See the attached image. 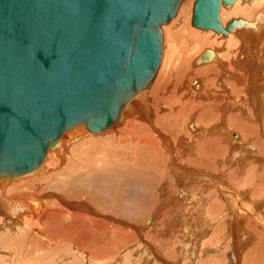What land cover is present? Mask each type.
I'll return each instance as SVG.
<instances>
[{"label":"bare ground","instance_id":"1","mask_svg":"<svg viewBox=\"0 0 264 264\" xmlns=\"http://www.w3.org/2000/svg\"><path fill=\"white\" fill-rule=\"evenodd\" d=\"M182 1L179 3L176 14L168 22L160 26L163 37V55L155 75L142 89L135 92L129 98L122 108L119 118L113 125L103 131L90 132L87 129L86 123H80L65 132L57 143L48 149L45 159L36 169L21 175L0 178V232H2L0 235V249L5 252V254H1L0 264H81L82 260H86L88 264H119L121 257L112 253L114 247L109 245V239L105 237L103 231L107 227L108 220L114 222L116 225L110 229L115 234H119L120 232L122 234L125 228H129V223L120 217V213L109 211L103 205H101L102 211L97 210L90 196L86 195H81L79 198L75 195L71 196L78 199L80 203L66 200L64 197H58L60 203L55 204L57 208L54 207L55 209L46 211L48 206L46 207L45 201L47 199L44 195L36 193L35 190L28 188L27 185H23L20 189L18 187L19 190L16 191L15 188L18 186V183H21L35 184L36 189L38 187L39 191L44 190V185H39L41 182L37 183L35 179L50 172L53 165L57 167L62 164L65 155L75 146L87 145L90 143L89 141L100 139V137H105V135L116 136V139L108 137L107 141L104 140L105 142L112 141V139H128V136H131L133 131L136 133H145L146 131L150 135L146 143L153 144L154 147L158 146L157 149L160 153L158 157L165 163V167L169 171L168 173L171 176L169 179L171 180V185L173 184L172 188L173 186L174 188H181L182 196L187 189H192L191 191L200 194L197 198L193 195H191L193 198H186L184 197L186 195H184V201L185 198L187 199L185 201L186 205L188 204V207L186 206L187 210L182 213L176 212V217L171 218L172 236L175 233H180L176 238H179L181 241L177 244L174 238L171 240V243H174L176 246H173V248H175V252L178 251L180 258L173 257L171 253V262L169 264H193L192 259L198 255L199 249H206L207 247L208 249L204 251L206 254L211 251L215 252L222 247L226 251L231 248L234 252L233 254L236 256V258H233V261L239 264L241 255H238V252L240 246L244 243L243 241L241 243V240L244 238L245 240H251V238L259 239L258 237L264 235V205L259 204L258 202L260 201L254 197H260L263 200L261 203L264 204V194L257 191V189L264 187V0H235L231 3H225L222 0L219 10L222 25L226 27L232 19H241L244 20V23L237 24L227 33L213 28H202L192 23L193 26L203 30V33L210 36L205 38L196 29H190L189 32L184 29V34L186 33L189 41L187 43L186 38L183 40L184 37H181L186 42L181 49H177L174 39L172 40L171 36L165 32L164 25L175 19L176 15H178V10L186 18L189 7H180ZM189 6V10H191L192 5ZM246 22H250L255 26L252 28ZM224 47L228 51L226 56L222 55L221 52ZM176 62L178 65L186 67L189 75L197 71L198 68L216 66L210 75L214 88H211L210 91L209 85L206 86L209 87L208 90L211 93L209 103L212 101L217 117L216 123L211 128L213 131L218 132V134H223V136H217L216 134L217 137H211L207 142L212 144V146L220 147L221 154H214L215 156L213 155L211 158L214 161L213 166L218 167L222 165L223 169L231 167L230 170L226 169L225 173L221 171V173L218 171V173H215L216 169L214 170L215 172L212 170L208 172L202 170L203 172H201L187 168L185 165L189 164L190 160L187 159L189 156L187 158H184V156H187L189 153L175 151L178 145H182L180 139H176L175 141L171 139L170 141L157 129L156 123L153 122L152 105L153 109L154 104L162 109V104L158 95L159 101L154 97L155 102L152 103L154 100L151 101L148 93L152 89L157 79L156 77H161L162 79L166 75V79H163L165 81L171 77L168 81V87L173 85L172 72L174 70L177 75ZM188 77L185 76L180 79L179 87L181 91H184L183 97L188 96L191 92L187 91L188 88L186 89V83L190 79ZM192 78L189 81L190 86L198 87V91L205 89L201 88L202 83H198V79ZM160 90L162 91V89ZM164 90L166 91L167 88ZM201 98L203 99L202 96ZM205 100L208 103L206 98ZM205 104L203 103V105ZM230 110L237 113L239 117L243 116L248 120L246 123L255 127L258 138L254 144L256 148H252L250 157L248 156L249 158L247 157L245 160L238 158L237 155L239 154H235V143L233 141L236 142L240 139L243 132L239 131L240 128L238 126L240 124L237 125L235 123V118V121L232 120L233 112L229 113V123L228 127H226L225 119ZM138 121L143 124L140 125ZM125 125L127 127L126 132H118V129ZM197 125L199 123L197 124L196 121H190L187 128L194 134V132L198 131ZM117 133L120 134L119 138ZM136 140L141 141L142 139L138 137ZM110 143H103L102 153L106 158L110 154L111 157L116 156L118 162L121 163V147L116 145L117 148H115V144ZM106 144L112 150L106 149ZM249 144L251 145L250 142ZM248 148L250 149V147ZM127 154L124 159L131 157L129 153ZM244 154L246 155V152ZM154 157L156 158V156ZM136 160L137 158L132 157L125 165H132ZM102 164L104 167L103 161ZM235 167L237 168L235 169ZM94 170L98 175L103 176L104 180L107 177V179H116L126 183L127 180H140L141 177L146 178V173H143V170L142 172L139 171V168L138 170L130 167H127V169L105 170L104 168V170ZM164 171L166 170L164 169ZM108 172L112 175H109ZM107 173L108 175H106ZM90 175L96 177V174H93V172L81 175L77 171H71L68 174V176H72L74 184L77 178ZM43 178L44 176L42 180ZM169 179L167 178L168 182H170ZM42 180L40 179V181ZM149 181L151 183L153 180L150 179ZM247 181L253 183V186L248 187L246 185ZM198 184L201 185L202 194L211 192L209 197L214 200L215 208H207L211 211L208 216L205 215L206 208L201 198L202 195L195 189ZM242 186H245L248 190H245ZM115 191L118 195H121L122 189L118 190L117 185V190ZM248 192H250V195L247 194ZM105 194L108 195L107 192ZM251 195L252 198H250ZM39 196H42L45 201H41ZM154 217L153 215L151 223L154 222ZM178 225L180 231L175 230ZM130 228L137 229L134 225L130 226ZM26 232L29 233L26 234ZM13 233L17 236L12 238ZM29 235L30 239L27 240L24 246L23 242L25 239L23 240V238ZM17 237H21V240H23L20 246H18ZM208 237L210 239L205 240ZM176 238L175 240H177ZM137 247L144 254H148L150 250L149 245L146 244L138 245ZM184 247L188 249H185L184 253H182L183 250L181 252V248ZM193 255L194 258H192ZM152 256L160 264H166L156 251H153ZM262 258L264 259V257Z\"/></svg>","mask_w":264,"mask_h":264},{"label":"water","instance_id":"2","mask_svg":"<svg viewBox=\"0 0 264 264\" xmlns=\"http://www.w3.org/2000/svg\"><path fill=\"white\" fill-rule=\"evenodd\" d=\"M180 1L0 0V178L36 169L80 123L113 125L155 75L160 26ZM221 2L195 0L192 23L224 33L244 23L224 27Z\"/></svg>","mask_w":264,"mask_h":264},{"label":"rangeland","instance_id":"3","mask_svg":"<svg viewBox=\"0 0 264 264\" xmlns=\"http://www.w3.org/2000/svg\"><path fill=\"white\" fill-rule=\"evenodd\" d=\"M194 3H195V0H183L180 4V7L182 6L183 8L184 6L187 8L189 7L190 9L189 5H192L191 10L187 9L188 13L186 15V18H184L182 16V12L179 13V10H178V13H177L178 15H176L175 19L171 21L172 24L171 22H169L168 24L164 25L165 30H166L165 32L171 36L170 38L172 40L174 39L177 49H181L182 46L185 45L184 43L186 41H183L185 40V38L187 40V43L189 41L186 33L184 34V31H183L184 29H186L188 32L190 29H196L199 33L202 34L200 35L205 38L210 36V35L208 36V34L203 33L204 32L203 30H200L196 26L192 25V14H193ZM181 37L182 38L184 37L183 40L181 39ZM221 52H222V55L226 56V54L228 53L227 48L224 47L221 50ZM176 64H177V75L178 73L179 75L177 76L175 71L173 70L172 72L173 74L172 80H174L173 85H171V87H168V81L171 79V77L167 79L166 81L163 80V79H166V75H164L165 77H163L162 79L161 77H156L158 80L156 79L157 80L156 81L154 79L155 80L154 85L148 93V97L151 99V101L154 100V97L157 100L159 99L158 97H160L159 100L162 104V109L156 106L155 104H154V109H153V105H152L153 119H154L153 122L156 123L157 129L165 137H167L170 141L171 139H173L174 141L176 139H180V141L182 142V145H178V148L175 151L190 154V155L188 154L187 156H184V158H187L189 156L187 159L190 160V163L185 165L187 168L198 170L201 172L203 171L208 172L210 170L214 171L216 169V172L214 171L215 173H218V172L225 173L226 169L230 170L231 167L223 169L222 165L218 167L213 166L214 161H212V158H211L214 154L215 155L221 154V150L219 149L220 147L215 146V145H213L214 146L213 147L212 144L207 142L208 139L211 137H217L221 135L223 136V134H218V132L213 131L211 128L216 123V120H217L216 111L213 107L214 105L212 101L209 103L211 99L210 91H211V88H214L211 83L210 75L215 70L216 66H209V67L202 68V69L198 68L197 71H194L193 73L189 75L188 74L189 72H187L188 70L186 67H183V65L181 66L180 64L178 65L177 62ZM179 69H182L183 71ZM185 76L187 77L189 76L188 79L190 78L186 83L187 84L186 89L188 88L187 91L189 92L191 91L192 93L190 92L188 96L183 97L184 91L183 90L181 91V88L179 87L180 85L179 83H180L181 77H185ZM191 78L198 79L197 80L199 81L198 83L200 84L202 83L201 88H205V89H200L198 91V87L196 88L194 86H190L189 81L191 80ZM206 85L207 86L209 85L210 89ZM164 87L167 88L166 91L164 90L165 89ZM160 89H162L163 92ZM192 94L194 96H190ZM201 96L203 97V99L201 98ZM205 98L208 100V103L205 100ZM201 100H205V101H201ZM153 102H155V100L152 101V103ZM203 103L204 104L206 103V104L203 105ZM231 112L233 111L230 110L227 113V116L225 119V123L227 124L226 127H228V123H229L228 119L230 117ZM234 113L235 112H233L232 120H234L235 118L236 120V121L234 120L235 123L237 125L240 124L238 126L240 129L239 128L237 129H239V131L241 130L244 134V135L242 134V137H240V139L237 140L238 142L233 141L235 143V154H239L237 155L238 158L245 160L252 152V148L253 147L254 149L256 148L254 144L256 143L255 141L258 138L256 136L255 127H252L251 124L246 123L248 122V120H246L243 116L242 117L244 119L242 117H239L237 113L235 114ZM237 120L239 121L237 122ZM190 121H196L197 124L199 123V125H197L198 131L196 130L197 132H194V134H192V132H190L187 128V125L189 124ZM243 123L247 126H245ZM142 124L143 123L141 122L140 125ZM126 128L127 127L125 125L122 128L118 129V132H121V131L126 132L127 130ZM117 134L119 138L120 134L119 133ZM247 134L249 135V137ZM250 136H252L253 139ZM108 137L109 138L112 137L113 139L114 138L116 139L115 135L114 136L105 135V137L104 136L100 137V139L89 141L90 143H88L87 145H78L72 148L71 150H69V153L65 155L64 162L62 164H60L57 167L53 165V168L51 169V171L45 173L46 176L45 174H43L39 176L37 179H35L37 183L41 182L39 183V185H44V190L39 191L40 189H38V187L36 189V186H34L35 184L33 185V184L18 183V186L16 187L17 189L15 188V191L19 190L21 187H23V185H27L28 188L35 190L36 193L44 195V197L47 199L46 201L42 198V196H39V198L41 199V201L46 202L47 204L46 207L48 206L46 208L47 209L46 211H51L52 209L57 208L55 204L60 203L58 201L59 200L58 197H64L66 200L74 201L75 203H80L78 202V199H76L75 197H71V196L75 195L78 198L81 195L90 196V199L93 205L97 207V210L102 211L101 205H103V207L107 208L109 211H115V212L120 213L121 214L120 217L129 223V228L128 227L125 228L122 234L121 232L119 234H115L111 232L110 229L114 228L116 225L114 224V222L108 220L107 227L103 231L105 237L109 239V245H112V247H114V250L112 251V253H114L118 257H121V262H119V264H160L152 256L153 251H156V253L163 259V261L166 264H169L171 262V253L173 257L176 256L177 259L180 258V255H178V251L175 252V248H173V246L174 247L176 246L174 245V243H171V240L174 238V241L177 244L180 243L181 241L179 238H176L178 235H180V233H175L172 236L171 218L176 217V214H175L176 212L182 213L185 210H187L188 204L186 205L185 203V201L187 200L186 198H193V196L197 198L200 194L198 192L191 191L192 189L191 190L187 189L186 192L183 193V196L186 195L184 196L186 197L184 201V198L181 194V188H174V186H173L174 189L172 188L173 184L171 185V180L169 179L171 178V176L168 173L169 171L166 169L165 163L161 161L160 157H158L160 155L157 149L158 146L156 145L154 147L153 144L146 143L148 141V138L150 137V135H148L146 131L145 133H136L133 131L132 135L128 136V139H124V138L117 139V140L112 139V141H109L112 144H115L114 146L115 148H117V146L121 147V150H120L121 160H122L121 163L118 162L116 156L111 157L110 156L111 154H110L109 157L111 158L109 157L106 158L104 154L102 153L103 143H109V142H105L107 141L106 139H108ZM138 137L142 140L141 141L136 140ZM245 139L246 141H244ZM245 142L248 144L246 145ZM249 142L251 143V145L249 144ZM186 143H188L189 145L191 144V146L189 147V145ZM147 146L148 148H146ZM246 146L247 148L250 147V149L249 148L247 149ZM152 148L154 151L152 150ZM106 149L112 150V149H109V145L107 144H106ZM245 152H246V155L244 154ZM127 153L131 155V157H129L130 160L132 157L137 158V160L134 161L132 165H129V164L125 165V163L129 162V159H124ZM154 156H156L157 160ZM102 161L104 162V167H103ZM127 167H130L133 169L135 168L136 170H138L139 168V171L141 172L143 170V173H146V178L141 177L140 180H134V179L127 180L126 183L118 181L116 179L115 180H112L110 178L107 179V177H106V180H104L103 176L101 177L94 170V169L104 170V168L105 170L118 169V168L127 169ZM163 168L166 171L163 172L164 170ZM236 168L237 167H235V169ZM71 171H77L81 175H85L88 172H93V174H96V177L93 175H90V176H86L82 178H77V181L74 184V180L72 176L71 177L68 176V174ZM108 173L106 175H108ZM109 175H112V174L109 173ZM43 176H44L43 178L44 181L42 180ZM74 177H77V176H74ZM39 178L42 181H40ZM167 178L170 180V182H168ZM150 179L153 180L151 183L149 181ZM144 180L145 181L148 180L149 182H145ZM117 185H118V190L120 188L122 189L121 195L120 194L118 195L115 191L117 190ZM246 185L248 187H252L253 183L248 182L246 183ZM242 188H244L245 190H248V188H246L245 186H242ZM195 189L199 191L202 195L201 198L206 208L205 215L208 216L211 213V211L208 210L207 208H210V207L215 208L213 198L209 197L211 192L202 194L201 185L199 184L196 185ZM257 191L264 194V187L257 189ZM106 192L108 193V195L105 194ZM159 193L161 196L159 195ZM249 193L250 192H248L247 194ZM174 195L175 197H173ZM254 197H256L258 201H260L258 202L259 204L264 205L261 203V201L263 200H261L260 197L258 196H254ZM250 198H252V195ZM153 215L155 216L154 222L151 223V218L153 217ZM132 225L136 226L137 229L135 230L133 228H130V226ZM178 227L179 225L176 227L177 229L175 228V230L180 231ZM28 233L26 232V234ZM1 234L2 232H0V235ZM13 234L14 235L12 236V238L17 236L15 233ZM175 238L177 240H175ZM258 238L259 239L251 238V240L249 239L245 240L244 238L241 240V243L242 241L244 243L240 246V249L238 252V255H241L239 258V264H257V263L264 264V259L262 258L264 257V235ZM29 239H30V235L23 238L24 246L27 240ZM207 239H210V237L206 238L205 240ZM17 240H18V246L22 245L23 240H21V237H17ZM144 244L149 245L150 247L148 254H144L138 250L140 248H138L137 246L144 245ZM209 248H214V247H209ZM185 249H188V248H185V247L181 248V252L183 250L182 253H184ZM203 249L204 248L199 249V253L198 255H196L195 258H194V255L192 256V258H194L192 259L193 264H238L235 261H233L234 260L233 258H236V256L235 254H233L234 252L232 251L231 248H229V250L226 251L222 247L221 249H218L215 252L211 251V252H208L207 254L204 251L208 249V247L204 250ZM3 252L4 251L0 249V258L3 254H5V252L4 253ZM156 258L158 259V257ZM50 259H53V258H50ZM200 261L202 262L200 263ZM81 264H88V262H86V260H82Z\"/></svg>","mask_w":264,"mask_h":264}]
</instances>
